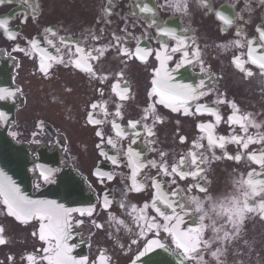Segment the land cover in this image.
I'll list each match as a JSON object with an SVG mask.
<instances>
[{"label": "flooded vegetation", "instance_id": "flooded-vegetation-1", "mask_svg": "<svg viewBox=\"0 0 264 264\" xmlns=\"http://www.w3.org/2000/svg\"><path fill=\"white\" fill-rule=\"evenodd\" d=\"M145 4L150 13L140 11ZM0 21L16 94L8 132L31 161L45 162L30 170L32 192L63 191L72 207L76 196L86 202L69 215L67 246L78 264H127L152 237L193 264H264V0H3ZM88 65L95 76L82 70ZM165 72L174 87L196 89L188 115L152 94L156 73ZM198 106L222 119L197 114ZM129 149L146 165L139 191ZM173 166L193 174L181 179ZM44 223L14 219L0 197V264H48L57 242L39 239Z\"/></svg>", "mask_w": 264, "mask_h": 264}, {"label": "snow or ice", "instance_id": "snow-or-ice-1", "mask_svg": "<svg viewBox=\"0 0 264 264\" xmlns=\"http://www.w3.org/2000/svg\"><path fill=\"white\" fill-rule=\"evenodd\" d=\"M27 2V0H25ZM0 3H3V0H0ZM141 12L144 13H150L152 10L149 6L146 4L144 7L140 8ZM5 25L4 21H0V26ZM261 35H264V31L260 32ZM169 36L173 35V33H168ZM20 50V49H16ZM180 48H172V52L175 53L177 51H180ZM78 51H83L82 49H78ZM101 51V55H103V50ZM165 52H167V49L165 48ZM122 55H127L128 52L126 49L121 51ZM168 57V60H171L170 55H166ZM183 57L186 59L188 57V53L186 51L183 52ZM137 58L143 59L142 56H140V49H137ZM156 58L159 60L160 56L159 54L156 56ZM92 59H96V57H92ZM62 62V61H61ZM233 62H236V58H234ZM259 66V65H257ZM75 67L80 68V62L77 61L75 63ZM45 70V66L41 65V71ZM83 71H86L93 76H95L94 69L91 65H88L82 69ZM248 75H252L250 71L247 73ZM157 79H153L152 84L155 85L152 89V94L154 96L159 97L158 103L161 105H165L169 108H171L172 111L178 112L181 110V107L184 108V114L188 115L189 112L187 110V103H188V96H191V99L195 100L197 99L196 95V89L189 86L188 88L184 87H174L176 83L172 82V76L165 72L163 75H160L159 73H156ZM203 86V85H201ZM13 93H8V95H12ZM5 96L3 94H0V99H4ZM121 99H126L125 96H121ZM223 103L224 101H220ZM97 105L93 104L92 108H96ZM197 114H208L213 115L216 122L220 121L222 118L219 114L216 113L213 109H208L207 106H204V108H201L200 106L196 109ZM116 116L120 117L121 113L119 111L116 112ZM4 119V114L0 113V120ZM159 119V118H157ZM91 120V117H90ZM93 124H99L101 121L99 120H91ZM218 123V122H217ZM131 128H136V122H129ZM231 126V124L229 123ZM207 126H211V130L213 128V125L209 123ZM198 127L201 130L209 131L208 128H206L205 125H198ZM212 134V133H211ZM148 135H153L152 131H148ZM97 136H102L101 132H97ZM185 138H181V142H184ZM208 142L211 144V141L209 139V136L207 137ZM108 144L112 145V147H115V142L112 139L108 140ZM196 147H202L201 145H195ZM220 146V145H217ZM97 147H100L98 145ZM102 155H107V153H101ZM128 155L130 157V162L134 165L133 170V187L135 190H142L141 185L137 184L136 182V176L138 174L139 169H142L146 165L139 163V154L134 153L131 149L128 151ZM163 156L164 154L161 153ZM135 156L136 159L133 161L131 158ZM225 158H235L230 155L225 156ZM111 162L115 165L118 163L117 159L115 157H111ZM193 164L196 163V157L195 154H193ZM238 162V160H237ZM184 161L181 160V165H183ZM148 164H150L152 167H156L155 161H149ZM161 170L164 172V174H169L168 169L166 165H161ZM172 173H177L181 179L186 178L188 175H192L193 173H186V172H179L177 167L173 166ZM195 174H199V170L195 172ZM107 179L111 180L112 176L109 174L107 176ZM155 187L159 188V184H156ZM175 195V193H173ZM0 197H3V203L7 206V211L9 215L14 216L18 221L21 222H28L30 219L37 218L41 221L47 220L49 223L47 225V234H46V227L44 224H41L39 229V239L41 241H50L54 240L56 241V247L55 249H51V256L44 257L48 260V264H76L74 260H72L70 257L67 256V252H69L71 249L69 246L66 245V241L70 236V224H69V215L71 211H78V210H67L64 209L62 205H57L55 202H47V201H34L27 196H24L21 194L19 188H17L13 183L11 182H3L0 181ZM110 201L107 197H105V203L104 207L107 208L110 205ZM162 203L165 204L166 208H173L175 206V202L169 203L168 200H162ZM121 207H123V204H121ZM147 205H145V208ZM153 208L155 211L162 217L165 216V213L162 212L159 208L156 207L155 202H153ZM132 211L136 212L135 206L132 207ZM81 215L84 213L81 212ZM88 215H91L92 212L89 211L87 213ZM139 219L144 220L145 217L142 213L139 214ZM97 227H100V225H97ZM3 228L0 227V245L7 243V241L3 238ZM35 235V233H34ZM132 243H136V241H132ZM45 252L50 251V249H44ZM11 259V257H10ZM29 261H34L35 257L29 255L27 257ZM137 259H142V256H138ZM133 264H136L134 261Z\"/></svg>", "mask_w": 264, "mask_h": 264}, {"label": "water", "instance_id": "water-1", "mask_svg": "<svg viewBox=\"0 0 264 264\" xmlns=\"http://www.w3.org/2000/svg\"><path fill=\"white\" fill-rule=\"evenodd\" d=\"M9 155L8 152H3L0 148V180L6 183L8 179H10L9 182L13 183L15 186L20 184V186L25 189L26 180L24 174L22 175V164L16 162L14 158H8ZM7 177L9 178L7 179ZM144 257L146 259H138L136 264H183L181 258L173 255L161 246L155 247L153 251L148 249L144 253Z\"/></svg>", "mask_w": 264, "mask_h": 264}]
</instances>
